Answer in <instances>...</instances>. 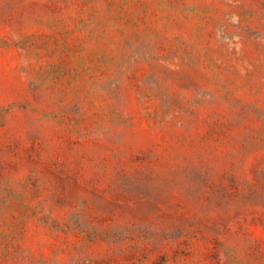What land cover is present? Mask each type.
<instances>
[{
    "label": "rangeland",
    "instance_id": "1",
    "mask_svg": "<svg viewBox=\"0 0 264 264\" xmlns=\"http://www.w3.org/2000/svg\"><path fill=\"white\" fill-rule=\"evenodd\" d=\"M0 264H264V0H0Z\"/></svg>",
    "mask_w": 264,
    "mask_h": 264
}]
</instances>
